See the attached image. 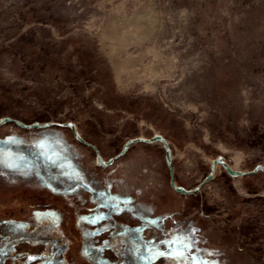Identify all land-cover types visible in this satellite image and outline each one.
I'll use <instances>...</instances> for the list:
<instances>
[{
	"label": "rangeland",
	"instance_id": "rangeland-1",
	"mask_svg": "<svg viewBox=\"0 0 264 264\" xmlns=\"http://www.w3.org/2000/svg\"><path fill=\"white\" fill-rule=\"evenodd\" d=\"M193 259L264 264V0H0V264Z\"/></svg>",
	"mask_w": 264,
	"mask_h": 264
},
{
	"label": "water",
	"instance_id": "water-1",
	"mask_svg": "<svg viewBox=\"0 0 264 264\" xmlns=\"http://www.w3.org/2000/svg\"><path fill=\"white\" fill-rule=\"evenodd\" d=\"M11 120H12L11 117H5V121H6V122L11 121ZM53 124H54L53 122H45V123H43L42 125H40V127H50V126H52ZM160 141L163 142L164 139L160 137ZM98 159L101 160L100 156H98ZM113 162H114V158H110V159H108V161H107L106 164H111V163H113ZM260 167H261V166H260ZM209 176H212V172L209 174ZM206 179H207V178H206ZM171 185L174 187V184H173L172 179H171ZM175 189H176V190H179L178 188H175ZM197 189H198V188H194V189H190V190H184L183 192L190 194V193L195 192Z\"/></svg>",
	"mask_w": 264,
	"mask_h": 264
},
{
	"label": "snow or ice",
	"instance_id": "snow-or-ice-1",
	"mask_svg": "<svg viewBox=\"0 0 264 264\" xmlns=\"http://www.w3.org/2000/svg\"><path fill=\"white\" fill-rule=\"evenodd\" d=\"M169 243L170 244H180V245H183L185 247H189V245H186L185 241L182 240V239H175V240L170 241ZM192 264H196V260L195 259H193Z\"/></svg>",
	"mask_w": 264,
	"mask_h": 264
},
{
	"label": "bare ground",
	"instance_id": "bare-ground-1",
	"mask_svg": "<svg viewBox=\"0 0 264 264\" xmlns=\"http://www.w3.org/2000/svg\"><path fill=\"white\" fill-rule=\"evenodd\" d=\"M123 38L121 36H117V35H112L109 37V42L111 44H114L115 41H118L119 43L122 42Z\"/></svg>",
	"mask_w": 264,
	"mask_h": 264
},
{
	"label": "trees",
	"instance_id": "trees-1",
	"mask_svg": "<svg viewBox=\"0 0 264 264\" xmlns=\"http://www.w3.org/2000/svg\"><path fill=\"white\" fill-rule=\"evenodd\" d=\"M43 264V263H42ZM46 264V263H45Z\"/></svg>",
	"mask_w": 264,
	"mask_h": 264
}]
</instances>
